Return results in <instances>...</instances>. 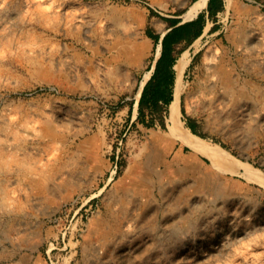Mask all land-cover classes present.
<instances>
[{
  "label": "rangeland",
  "instance_id": "obj_1",
  "mask_svg": "<svg viewBox=\"0 0 264 264\" xmlns=\"http://www.w3.org/2000/svg\"><path fill=\"white\" fill-rule=\"evenodd\" d=\"M193 2L0 0V264H264V189L137 121ZM207 10L182 119L264 173V0Z\"/></svg>",
  "mask_w": 264,
  "mask_h": 264
},
{
  "label": "trees",
  "instance_id": "obj_2",
  "mask_svg": "<svg viewBox=\"0 0 264 264\" xmlns=\"http://www.w3.org/2000/svg\"><path fill=\"white\" fill-rule=\"evenodd\" d=\"M197 1V0H194ZM225 9V0H209L207 14L212 19L223 12ZM170 23L177 24L181 19H167ZM206 26V14L200 13L196 20L182 24L170 32H168L162 40V54L158 60L154 73L151 79L145 85L139 105L137 121L147 125L148 117L150 116V124H155V116L161 115V124L166 127L164 114L168 111L170 104L174 98L175 87V70L174 66L178 59L176 45L185 43L187 47L192 45L204 32ZM148 36L155 41L156 46L159 45L161 34H154L147 31ZM175 51V54H174ZM133 105L131 110H133ZM187 126L190 127L193 133L198 136L201 134L196 129V123L193 119L187 120Z\"/></svg>",
  "mask_w": 264,
  "mask_h": 264
},
{
  "label": "bare ground",
  "instance_id": "obj_3",
  "mask_svg": "<svg viewBox=\"0 0 264 264\" xmlns=\"http://www.w3.org/2000/svg\"><path fill=\"white\" fill-rule=\"evenodd\" d=\"M208 4L209 0L194 1L190 9L187 10L188 12L186 14L184 13L185 21L188 22L195 19L199 13L208 8ZM233 6L234 0H225L226 14H228L233 9ZM209 28L210 27H206L205 33L209 31ZM193 47L194 52H191L190 50H184L179 55L174 66L176 81L174 87V98L169 107V127L176 133L181 143L189 147L193 152L202 154L203 156L207 157L214 166L219 168L224 173L240 175L247 181L254 183L264 189L263 172L255 169L253 165L235 158L230 152L223 149L220 145L205 140L196 135L192 132L190 127L186 126L185 122L182 119L181 96L185 85L184 77L195 56L203 49L201 38H198L193 43ZM160 56L161 46L157 49V52L155 54V61L158 60ZM148 78H150L149 75H147L146 79ZM146 82L143 81L142 87ZM142 87L140 90H142ZM140 93L138 97H140Z\"/></svg>",
  "mask_w": 264,
  "mask_h": 264
},
{
  "label": "crops",
  "instance_id": "obj_4",
  "mask_svg": "<svg viewBox=\"0 0 264 264\" xmlns=\"http://www.w3.org/2000/svg\"><path fill=\"white\" fill-rule=\"evenodd\" d=\"M200 14V13H199ZM198 14V15H199ZM198 15H197V17H198ZM197 17L195 18V19H193V20H191V21H194V20H196L197 19ZM167 19H173V18H166V19H164V22H166V23H168L169 25H168V29L166 30V32L164 33V34H161V40H160V44L159 45H157V46H161V54H162V40H163V38H164V36L168 33V32H170L171 30H173L174 28H176V27H178V26H180V25H182V24H185V23H187V21H180V22H178L177 24H173L172 22L170 23ZM188 22H190V21H188ZM154 41V40H153ZM155 42V41H154ZM183 44H185V43H180V44H178V45H176V52L177 51H180L179 50V48H180V46L181 45H183ZM156 45V44H155ZM174 54H175V51H174ZM161 57V56H160ZM160 57H159V59H160ZM158 59V60H159ZM158 62V61H157ZM157 64V63H156ZM156 66V65H155ZM176 76V75H175ZM175 81H176V78H175Z\"/></svg>",
  "mask_w": 264,
  "mask_h": 264
},
{
  "label": "water",
  "instance_id": "obj_5",
  "mask_svg": "<svg viewBox=\"0 0 264 264\" xmlns=\"http://www.w3.org/2000/svg\"><path fill=\"white\" fill-rule=\"evenodd\" d=\"M158 60H156V63H157Z\"/></svg>",
  "mask_w": 264,
  "mask_h": 264
}]
</instances>
